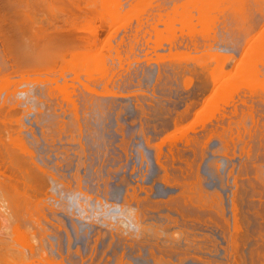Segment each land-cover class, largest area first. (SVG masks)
Here are the masks:
<instances>
[{
	"label": "bare ground",
	"instance_id": "1",
	"mask_svg": "<svg viewBox=\"0 0 264 264\" xmlns=\"http://www.w3.org/2000/svg\"><path fill=\"white\" fill-rule=\"evenodd\" d=\"M84 1L87 2V0H84ZM84 1L83 0H3V2L0 1L2 2L1 7H3L2 8L3 10H1L0 8V13L1 11H4V13L3 12L2 13L4 14V16H7L6 18L2 17L3 14L1 13L2 15L0 17V21L4 20V18L9 19L7 20V23L8 21L10 22V24L8 23L10 26L9 35L12 34L10 36L7 35L8 37L7 38L5 37L6 38L5 41L1 40L2 38L0 37L1 38L0 42L2 41L1 43L3 42L6 43V44L3 43L4 45L3 48L7 49L5 52L13 51L14 55L17 56L15 57L11 53H9L8 55L7 53L6 60L9 59L8 58L9 56L10 58L13 56L12 58L13 60L12 59L8 60L9 62L12 60L11 61L12 64L10 62L11 70L8 69L9 71L6 70L7 68L5 67L7 66V64L9 65V63H6L8 61L6 62H4L5 60L1 61L2 58L0 57L1 58L0 67H2V62L3 64L4 63L6 64V65L4 64L5 66H3L4 69L1 68L2 70H4L3 71L4 73L0 71V74L1 75L3 74L2 76H0V94L5 93L6 95V97L5 95H2L3 98L0 97V99L2 98L1 99L2 102H0V230H1L0 232L1 233V236H0V264H25V262H28V261H25L27 256L25 257L24 255L25 253L31 254V252H32V255L29 254V256L30 257L33 256L31 258L33 262L35 261L33 260L34 257L40 258L39 260L38 258L37 259L34 258L36 259L34 264H36L37 261L40 262V263L37 262L38 264H43L41 259H43L44 257L45 259L46 258L54 259L52 258L53 255H57L58 257H60L59 259L60 263L63 261L62 259H64L65 264H66V261L69 264H141L140 262L142 261L147 264H166V262L167 264H171V263L176 264L171 259L166 260L165 256H169V258L171 257V258L177 259L176 261L177 263H179L181 260L180 257L182 256V254L188 253V250L185 251L186 249L193 250V248H191V245H190L193 242L188 240L189 242H191L189 244L187 239L185 240L184 238L187 236L183 237L184 241L179 240V238L170 239L169 238L170 236L162 237L161 236L162 230H160V228L159 229L154 228L155 225H158L159 222L161 221V217L164 216V215H161L162 212L159 211L160 209L159 210L154 209L155 208L154 204L156 202L157 203L160 202L161 199L160 201L158 199H157L158 201H155L156 199L153 200V197L151 196L152 187H149L150 184L149 186L144 185V182H145L144 180L130 181V179L134 177L132 175L134 171L131 172L130 176L132 175V177L128 179L129 181L124 182L125 189H124V194L122 198L116 201H113L111 198H109L110 194H108L109 192L108 189L110 188L107 187L108 184L106 183L104 184L103 190L100 193L101 195H94V196L91 195L90 196V194H88L82 189L81 187L82 184L80 183L79 180H77L78 182L74 180L75 182L79 183V185L76 184L77 186H75V184L73 185L72 179H71L72 180L71 184L69 185L66 184L67 181L64 180L65 177H63L62 180H64L66 183L59 179L60 177L58 176L59 175L58 172L60 170L71 172V169H72V171L74 170L75 173L79 174V171L81 170L80 167L81 165H83L81 164L80 161L83 162V160L85 159L84 158L83 160H80L81 152H77V151L75 152V150H77L78 148L77 147L78 144H79L78 146L80 150L85 151V149L84 150H82L83 148L81 149V146L83 145H81V142L79 143L78 139L80 138L79 136L82 135L81 133H83L82 126L84 125V123L82 124L81 122L83 121L82 118L83 117L85 118L89 114V111L86 112V109L85 110L83 109L87 115L85 114V116L81 117L82 116L80 114L81 108L79 106L81 105L80 103L82 101L80 99L82 100L85 99L83 100L85 103H86V100H89V99L92 100L93 102L96 96L97 97L102 96L103 98H107V100L108 98H110V100L112 101L111 103L113 102L116 103L117 101L124 102L127 99L134 100L136 99V97L137 99L138 97L143 98L141 99L143 100V102H145L146 100H151L154 102L153 100L154 98H156V100L159 101L157 98L160 99L161 94L165 93V92L161 93L162 92L161 90L163 88L161 89L160 87L163 85L162 83H164L165 85L167 84L165 81L162 82L161 85L159 83V87H160L159 90L157 88L154 89L155 86L153 87V92L155 91L158 94H155L154 92L152 93L153 95H149L146 92H143V93L138 92L140 95L138 96V94L134 90H132L135 92L137 96L136 95L131 96V95H127L124 93L118 94V91L114 92L115 87H117L119 90V88L124 87L125 84H126L125 86L130 84L128 81L127 82L125 81L124 83L123 81L124 75L122 76L121 74L124 71H127V73H129L130 69H133L131 68L133 61L131 63L130 57H133L132 55L135 56V51L137 50H136V46L134 47L133 44L132 45L129 44L128 41H127L128 43H125L126 45L127 44L131 45L128 48H123L124 46L122 47L120 43L118 46H114L113 43L111 42L112 28L115 26L114 29H116V26H117V29H118L119 24H121V26L123 27L124 24H128L131 20L132 21L135 20L138 24V25L136 24L138 28L136 26L137 30L134 29L136 31L135 34L137 35L136 36L134 35L133 37H137L139 34H141L139 32L141 31L140 27L146 26V24L147 26L148 25L150 26L149 22H151V27L149 28L150 30H145L146 33H143L142 35H143V39L147 34L150 36L148 37L149 40H145V41H149L148 42L149 44H146L147 45L146 48L149 46V48L151 49L147 50L146 48H144L145 49L144 51L146 52V54H144L145 55L144 57H146L147 54L150 57L152 55L151 53H154V55H156L155 58H157L156 60L155 58H150L151 62L155 60L154 62L156 64H154L153 62L152 63L157 66L156 69H157L158 75L156 76L157 77L156 81L161 82L162 76H165L166 78H168L165 80L169 82H170L169 79H172V78H173V81L175 80H177V82L179 80L182 81L181 78H185V76L188 75L187 71L190 73L191 70L194 69V68L191 69V64L193 65L192 67H195V66L200 67L198 68V70L195 71V73H197L196 76L198 80V83H197L198 85H196L197 87L195 86L196 88L193 87L192 89L193 91L190 90L191 87L186 92L185 91L182 92V90L179 91L178 90L179 87L178 89L175 88L177 84L174 85L173 81H171V84L174 85L173 86L174 89L172 90H175V89L177 90V91L175 90L176 94L175 93L173 94L172 93L173 91L171 93L173 94V97H175L174 99H176L175 95H177L178 99L176 100L178 101L176 102L178 103H179V98H183L184 95L186 96V97L184 96V98H187L185 101H187L188 97L191 100L190 93L192 95L198 94L201 100H204L205 102L204 104L206 105H203L202 102L200 103L198 102L196 105H194V107L198 108V107L204 106V109L200 112H196L194 108L193 109L194 112L191 111V112L182 113L181 115L183 117H181V119H178V120L176 118L172 119L171 117H166L165 119L167 123L168 122L170 123L171 121L173 122V128L175 129L174 135L177 139L178 138L181 139V137L183 138V141L187 139L185 141L186 143L185 146L190 147L191 144L189 145L190 143L189 140L191 141L194 140L195 142H197V145H195L196 143H194L196 148L193 147L194 145L193 146L191 145L190 147L192 148L191 152L194 153V155L199 154L200 157L206 156L208 153V148L210 146H208L209 144L206 142L208 141L209 138H207L206 140L205 138L209 135V133L210 135H213L211 134V131H212V128L214 129V127L212 128L210 127L211 131L206 133V137L204 136L205 138L202 139L205 142L200 140L199 144L196 139H201L204 134H202V136L199 135V137L197 136L196 139H195V136H194V139H191V136L189 137L187 136L188 130L186 129H188L190 126L195 127L199 125L198 122L203 118L206 119L208 115H209V118H211V115H213L217 111H218L217 113H219L220 109H222V107L228 104L235 94H239L240 91H242L245 88L246 90H248V93L252 101L253 99L257 97H258L257 99H259L260 97V100L263 101L264 103V0H256L257 4L256 2L254 3L256 5V8L254 10L255 12H258L260 16H262V19H261L262 23L259 26H256L253 28L250 27L251 30L245 27L249 29L248 33L246 32V35H245L246 38L244 37L246 39L245 44L247 45V49L246 50L244 49L243 56L242 58H240L239 61H236L235 58L231 56V53L229 52L226 53L227 51L226 48L225 49L219 48L218 46L220 45H218L216 48L213 47L212 43L214 41H217L212 35L213 33H216L213 31L214 30L213 27H215L217 22L219 23L221 17L223 19L226 12L229 11L233 13V10L237 9V7H239L238 9L243 8V7L245 8V5L248 0H186V1L184 0L181 4H176V5L174 4L173 7L170 6L171 7L170 10H168V8L170 7H167L166 9V7L162 5L164 7L163 12H161L163 7L160 8L161 3L159 4V1L161 0H133L132 2L128 0V2H126L125 4L127 5L128 3L129 5V3L130 2L131 3L129 5L130 7H127V9L125 8L126 6H124L123 4L125 0H94L96 3H99V4H96L95 2L93 3V0L92 1L88 0L87 3ZM84 3H86L85 6H84ZM154 3L155 5L158 4L160 6L158 7L159 9H156L158 10V12L156 13H155ZM82 4L84 8H87V10H89L90 8V10L86 11V9H83ZM89 4H92V7ZM98 6L99 8L98 9L96 8V12H93L95 11L93 10V8L98 7ZM100 6H101V9H100ZM192 9L196 10V14H194L195 10L193 12ZM98 10L100 12H98ZM96 13L98 14L99 17H96L97 16ZM82 16L83 18L87 16L86 17L87 19L88 17H90L91 19L89 18L87 20L86 18H84L83 20H81ZM95 17L100 18L99 20L102 23V24L100 23L102 26L105 25L109 28V30H107L109 31V34L105 31L108 34V38L106 35V39H105L106 43H105V46L103 47H101V45L99 47L98 41H100L99 39L101 37L99 36V38L97 39V32L94 30L95 28L93 27L94 25L93 22H95L96 19L95 21H92L93 25L91 24V20H93ZM77 20L78 22H80V20L82 21L80 23L81 25L77 22ZM84 20L86 22V23L84 22L85 24L83 23ZM150 20H153V21H150ZM63 22H64V26H63ZM3 23H6V22H3ZM66 23L70 24V29H68L69 25H66ZM89 23L91 24V26H88ZM122 23L124 24L122 25ZM177 23L181 24L180 29L182 30L183 33L188 35L190 39L189 40L190 43H188L189 42L188 41L185 44H183L184 47L183 46L182 47L185 48V50L183 49L184 51L182 50V47H181L182 51L180 50L179 46L182 44L181 42H179L180 40L178 39L177 41V38H178L177 35L179 34V32L177 35H174L175 31H177V29L179 28L177 26L178 25ZM161 24L164 25V29L160 28ZM9 26L7 27V29H9ZM0 27H1L0 29V36H1L2 35L1 30L4 26L2 27L0 25ZM83 27L87 28L85 30L86 32L84 31L85 28L83 29ZM118 30L116 31L118 32ZM3 31L6 33V31L8 30L6 31L3 30ZM133 32L134 31H132V33ZM243 32H245V30H243ZM5 33L3 34V36H5ZM19 34L23 38L19 37ZM17 35L20 38V40L19 38L15 39ZM101 35H102V32H101ZM152 36H154L153 37L154 39L151 38ZM199 36L200 38H203L202 41L205 40L208 43V41L211 42L213 40V42L211 44L210 43L207 44L206 42H204L205 46L203 45L202 46L205 48L206 52L204 51L205 53L201 54L203 57L202 56L199 57L197 56L198 54H196L195 56H197L199 59H196L194 61L193 58H196L194 54L199 53L201 49L200 48L201 45L199 46V43L201 42L198 41ZM133 37H131V39ZM150 38H151V44L153 41L152 46L150 45ZM134 39L132 40V42L134 41ZM167 41L171 42L169 43L171 46L167 44L168 43ZM135 42L137 41L135 40L134 44ZM165 42H167L166 46L167 45L169 46L168 56H170L171 58L170 60L172 61L168 60L169 57L167 59V56H165L164 52L163 54H161L162 53L161 48L165 46L161 44H164ZM184 42L185 41H183V43ZM223 44L220 47H222ZM144 45L142 44L143 47ZM190 46L192 47L190 48ZM164 48H167V47H164ZM0 55L2 56V53ZM188 56L189 57L192 56L193 58L192 57L189 58ZM149 57L147 56L146 58L149 59ZM164 57H166V59H164ZM186 57H188L189 59H187ZM161 58L164 59L162 60V62L167 60L168 62L170 61L172 64H169L170 62L168 64L167 63L165 64V62H163L164 63L163 64L161 62ZM188 60H192V63ZM149 61L147 62L149 64L147 65L148 67L146 66L143 69L140 68L141 70L139 69L141 65L140 66L137 65L140 71H138L137 67H135L137 69V70L134 69L135 72L136 71L138 72L135 73L133 70L134 75L139 76L138 73H141L142 77H146L147 74H149V77H152L150 72L156 66H154L151 62H150L151 63L150 65ZM117 64L119 65L117 68L118 70H116ZM5 70L7 73H5ZM154 73L155 71L153 72L152 75H154ZM189 75L192 76L194 74L192 73ZM127 76L128 75L125 74V77ZM135 76H133V78ZM186 77H187L186 79H188L186 80V82L187 83L190 82L191 84L192 82L189 81L191 80V77L190 78L189 76H186ZM136 80L138 83L139 82L138 79ZM122 82H123V85H122ZM177 82L175 81V83ZM132 83L133 82H131V84ZM184 83L180 82V84L182 85ZM171 84L170 86H172ZM165 85L163 86L165 87ZM188 86L186 87L185 90H187ZM79 88H82V91H85V92H82ZM167 88L168 86H166L165 89ZM77 89L79 90V94L82 92L81 93L82 95L80 94L81 97L77 93L78 92ZM165 89L163 90L165 91ZM169 90L171 91V88ZM119 92L121 91L119 90ZM44 94L46 95L47 98L50 97L49 99L52 100V102L54 100L55 102L56 101L57 102L56 103L53 102V106H52L51 101L47 103L46 101L47 98H45L46 100L42 98ZM109 96H113V97H109ZM192 97H195V96H192ZM90 100H89V103H92ZM181 100H184V99H181ZM139 101L140 100H138V102ZM189 101H188V104H189ZM99 102H100L99 104H101L102 100H100ZM93 103H98V101L97 102L95 101ZM158 103L154 102L153 104L152 102L150 103V101H148V103L145 104L147 108L146 107L143 108L144 103H142L143 106L142 104H140L141 106L139 105V103L137 104L138 106H136V110H137V113L140 115V119H141V120L139 119L141 123H139L140 122L139 121L138 125L142 126L141 124H144L146 125V128L144 129L142 128L139 131L140 133L138 132L137 136L134 135L135 137H137V139L135 138L137 142L135 139L134 140H135V143H137L139 146H141L139 142L144 144L143 151H147L149 153L151 152V155L153 153L154 163L156 165V170H157L156 179H159L161 183L165 187H167L166 189H171V191L174 192L173 194L169 195L166 201L162 200V203L161 202L160 203L162 205L163 203H165L168 206V207L166 206L168 209L171 208L173 211L176 212V214H179L181 216V219H183L181 221L182 222L181 224L184 225L185 227L188 226V228H190L189 226L193 227L195 226V224L197 226L200 224V225H203L202 227H204L203 229L200 230L202 231L201 233L204 232L203 235L205 234L206 231H211L212 229H213L212 231L215 230L216 233L221 234L220 239H222L223 242L219 243L218 240L216 239L217 240L216 243L218 242V246L214 245L215 243L213 245L210 244V246L211 245L215 246V248L213 247V251L216 252L214 253L215 255L216 254L224 255L225 257L224 259H226L227 261L226 264H264V247H261L258 244L259 241L258 239L255 240L256 238H254L253 241L255 240V242H257L260 248L257 249L256 247V249H252L250 254H248L250 256V261L247 259L249 263L246 261L245 258H242V256H245L244 254L242 256L239 255V249L243 247L242 244L244 242L246 244V240L248 239L250 240V237H248L250 236L248 234L249 230L247 233L243 232L245 234L242 235V230H245V229H242L243 224L245 225L244 227H246V225H248L251 222L250 221L251 216L245 214V211L247 210L245 211L242 210V208L244 207L243 204H245L246 202L249 204H251V202H254V206H252L253 204L250 205L254 208L258 205L257 204L255 206L256 201L252 199L251 196H248L250 193L252 195H254L255 193H258V196L263 195L262 197L260 196L259 197L257 196V197L259 198L258 200L259 203L264 204V174H263L264 168L261 167L262 165L258 166L257 164L256 165L254 164L255 162L254 163L251 162L252 163L251 169L254 170L253 173H254V180H256L255 182H257L256 184L253 182L251 183L248 182L250 181V179H245L243 178V176L241 177V175L244 172L245 174H247L246 172H248L250 168L249 162H243L244 160L243 157H247L245 158L246 160L247 159L250 161L252 160L249 157L251 156V154L248 155V153L250 152L249 149H251L250 146L248 147L246 143L248 149L247 148L245 149V147H243L240 150H238L240 151V153H238V152L233 151L236 145H233L234 148L233 150H231L232 147L230 148L229 146L230 140L229 141L226 140L227 138V139H231L232 141L233 138H228L224 134H223L224 137H220L222 136L220 135V133H217L219 135L214 134L216 136L215 139L218 140L220 144L222 143L221 145L223 148L222 147L221 148L224 149L223 153H220L219 156L225 157L226 161L230 162L231 165H233L237 161L242 162V165H243L241 166V168H239L240 172L242 170L243 173L241 172L242 174L238 176V172H239L238 171L239 169H238L236 172L238 177L233 174V178L231 179L232 182L230 184L226 182L225 188L223 189L221 188L222 190H224L226 194V200L224 202L222 199L223 196L222 195L220 196L218 194L219 192L210 193L204 188V185L201 180L202 176H200L199 174L200 171H198L199 166L196 167V165H194V161L190 162L188 158L184 157L185 150H182L183 146L179 147L178 144L176 145V143L178 142L174 143L175 141H173L174 144L173 143L170 144L169 145L171 146L170 148L167 147V149L169 148V150H167L168 152L166 154L164 152V149L168 145H166L165 148H163L164 145L161 142L155 143L154 138H152L151 136H148V134L150 133L149 132L147 134V131L149 130V128L150 127L154 128L155 125H157L156 123L154 125L152 121V124L154 125V127L152 124L150 126L151 120L154 119V116L156 114L158 115V114H161V112H164V111H161V103L160 104ZM243 103L244 105L246 103L248 104V102H243ZM55 105L59 106V108H57ZM108 105L111 106L110 104ZM96 106L94 105L93 109ZM164 106L165 105H163V107ZM98 107L100 108V111H101V105ZM247 107H249V110L247 113L252 116L250 118H252V121L254 123V116H253V111H252L254 108L253 106H247ZM145 108L148 110H146ZM163 110L165 109L163 108ZM97 111L100 113L99 110ZM98 112L97 114H99ZM91 114L89 116L92 117ZM94 115H96V113ZM152 115H153L152 117L153 119L151 118ZM191 115L195 117L194 119H196L195 121H197L195 122V124L197 123V125H194V123L193 125L189 124L192 122L190 120V122L188 123L189 126L187 125V127L184 129L183 126L185 125V122L187 123V120L191 118L190 117ZM91 117H88V118L90 119ZM220 117L221 118L223 117L222 120H224L225 118L224 115ZM220 117L218 118L216 117V118L221 119ZM158 118H157V121L159 122L160 119ZM229 119L231 120V118ZM242 119H243V116H242ZM85 120L86 119H84V121ZM210 120L207 119V121H210ZM86 121L85 123H87ZM202 121L203 120H201V122ZM154 122H156L155 119H154ZM238 122L242 124L238 120L236 122L237 125H238ZM206 123L207 122H205V124ZM209 123H212V121ZM218 123H215V124L218 125ZM201 124L204 126V123H201ZM221 124H219V126ZM256 125L258 126V123ZM263 125L262 127H264ZM205 128L209 129L207 127ZM84 129L86 131V128ZM222 129L223 127L221 128V130ZM238 129H239V126H238ZM259 129H261V126H259ZM202 130H205V129L202 128ZM215 130H218V129H214V132H216ZM239 130H241V127ZM155 131L157 132L156 129L154 130V132ZM245 131L247 132V130ZM260 133L261 132H259V135ZM262 133H264V130ZM85 134L86 133H84V135ZM250 135H251L250 137L253 139L252 137L253 135L251 134V132H250ZM24 136L28 138L27 141H29L30 144L36 145V148L38 150L41 149L42 156L40 155L41 157L40 156L39 157L42 162V165H44V167L48 165L53 167V170H56V172L58 171L56 173L57 176L54 175L55 174L54 171H53L54 174H51L52 168L49 171L48 170L49 166L48 168L46 167L47 169H44V167L41 168L42 165L39 164L40 162L38 163L37 162L38 160L37 159L35 160V157L38 158V155H39L37 154L36 156L35 153L39 151L32 152L30 148L28 147L30 145H27L28 143L26 141V137L24 138ZM217 136H218V139H217ZM240 137L242 136H239L238 139H241ZM255 137L256 136H254V138ZM83 138L84 137L82 136V138L79 140H82ZM211 138L212 136L210 137V139ZM225 140L226 142H224ZM201 141L203 143H201ZM263 143H264V139L261 144ZM128 145H130V143ZM260 146L261 145L259 144V148H261ZM189 147L187 149L188 151H190ZM262 148L264 150V147ZM138 149L140 150V148L138 147L137 151H135L136 153L139 151ZM209 149H211V147ZM247 150L249 152H247ZM143 151L141 152L139 151L140 156H141V161L139 160L140 165L143 164L142 163L143 161L144 163L146 162L147 164L146 154ZM128 155L129 154H126L127 157ZM83 156L85 157V155ZM183 158L187 160H184ZM191 160H194V159H191ZM206 160L208 161V157L206 158ZM198 161H202V160H200L199 158ZM176 163H179L178 165H175L176 167L179 166L181 163H183V165L187 167L185 168V166H183V168L188 171L187 176H184L183 178H180V179H178L177 177L176 179L175 176L173 178L170 175L169 169L171 167L169 168V164L173 168H175L174 164ZM233 166L234 167L232 168L234 170L235 165ZM215 167H218V166H215ZM179 168H182L181 165L179 166ZM74 171H73V174H75ZM231 171H229V174ZM246 176H248V174ZM249 176L248 178H250ZM68 178L70 177H66V179ZM123 179L124 178H122L121 181H123ZM125 179L127 180V178ZM132 179H135V178H132ZM220 180L222 181L221 177H220ZM228 180L226 179L225 181H228ZM245 181H247L246 184L249 183V185H246ZM152 183H153V179H152ZM221 187H223V185ZM228 190H230L231 192L230 201L228 200L229 198L228 195H230V193L227 192ZM257 197L255 198L254 196L253 198L257 199ZM91 204L97 207L96 209L100 210V211L96 210L97 212H99V215H97V212L96 214H94L95 213V210H94L93 216L91 217L92 215L90 214L91 209L89 208ZM152 205L154 206L153 208H152ZM228 206H230L229 207L230 209L227 210ZM93 207L92 209H95V207L94 208ZM98 207H100V209ZM156 207L159 208V206H156ZM160 207L162 206L160 205ZM225 209L228 212H230V214L232 213L231 214L233 217L232 226H231V218H229L230 216L228 215L229 213L227 214ZM248 209H251V208H249L248 206ZM256 209L258 208H255V210H253L252 208L251 210H253L254 212L256 211V213L260 211ZM74 210L79 212L78 215L80 218L75 217L76 212ZM241 210L243 211V213L240 212ZM262 210H263V215H262V211H261V214L257 213L260 216L262 215L259 218V219L262 218L261 219L262 221L260 220L258 221L259 225L257 227H259V229L263 228L264 226V205H263ZM165 213H168V216L170 215L169 212L165 211ZM240 214H242L243 217ZM257 214L254 215V218L258 217ZM238 215H240V217ZM90 217L93 218L92 221H89ZM94 217L96 218L95 220H94ZM237 217H239V219L243 218L242 224L240 223L242 219L241 221H238ZM165 218L168 219L169 217H165ZM174 219L175 218H173L172 220ZM176 219H175V222H176ZM65 222H68L70 227L65 225ZM78 223L79 225L80 223L82 224L85 223L87 224V226L89 225L90 227V230H89L90 235L87 239L84 240V242L83 240H80V238L78 239L79 235L81 234V233L79 234L80 230L77 227ZM171 224H173V222ZM168 225L170 227V224ZM68 227L72 229V231ZM262 231H264V229H262ZM189 232L185 234L188 235ZM196 232H194V234H196ZM258 232H261V231L259 230ZM257 233H255V235H252V236L253 237L256 236ZM73 234H74V237H73ZM198 234H197V238L200 236V234L199 236ZM262 234H264V232ZM262 234L260 235L259 233L257 234L260 240L262 238L261 236ZM31 235H33V237ZM163 235L166 236L167 234H163ZM192 235H193V232H192ZM190 236L191 235L189 234V237ZM211 236L213 239L216 235L215 236L211 235ZM245 237H246V240H245ZM199 238L201 239V237ZM263 238L262 240H264ZM200 239L199 241L196 240L197 243L198 242L200 243L199 245H201V243L203 242V238L202 240ZM30 240L32 241L34 240L33 241L34 244L30 243L32 242ZM190 240L194 241L195 237H193ZM9 241H12L15 245L20 244V246H23V249L25 250V252H23L22 249L20 250L19 248L16 249L15 251L13 243L11 242L12 243L11 244ZM28 241H29V244H28ZM81 244L83 245L81 246ZM194 245L192 244V247H194ZM240 245L242 246L241 248H240ZM212 246L210 247L211 248L210 250V248L207 245H205L204 247L200 246L198 248L195 245L196 251L194 249V252H193L195 254L192 255V252H190L191 253L190 255L195 257V258L192 257V259L194 258L196 261H198L199 259V262H198L199 264L201 263L210 264V261L208 260L209 256L207 258V255L205 256L203 255V253L205 252V249L203 248L209 249V251L211 252ZM253 246H250V247L253 248ZM255 246H256V243H255ZM5 249L9 251L7 252L5 251ZM209 251H206V252H209ZM5 252L7 253V255H4ZM44 254L47 256H45ZM49 254H53V255L50 256ZM175 255L180 256V257L177 258V256ZM215 255L212 254V257ZM146 256H147V259L145 258ZM23 257H24V260H23ZM183 257L184 255L182 256V258ZM196 257L198 259H196ZM218 257H220V255ZM17 258H20L19 259L20 261ZM185 260L186 259L181 260V261H185ZM44 261L45 260H43V262ZM44 264H47V263L44 262ZM48 264H50V262H48Z\"/></svg>",
	"mask_w": 264,
	"mask_h": 264
},
{
	"label": "rangeland",
	"instance_id": "2",
	"mask_svg": "<svg viewBox=\"0 0 264 264\" xmlns=\"http://www.w3.org/2000/svg\"><path fill=\"white\" fill-rule=\"evenodd\" d=\"M0 1H2L3 2V0H0ZM84 1V0H83ZM92 1V0H91ZM129 1H133V0H129ZM172 1V2H171ZM184 0H161V1H159V4L161 3V7L158 5H155V3H154V5H155V13L156 12H158V10H156V9H159L158 7H160V8H162L163 6L164 7H166V9H167V7H170V6H174V4L176 5V4H181L182 2H183ZM186 1V0H185ZM2 2H0V8H1V10H3L2 8L3 7H1V3ZM84 2H86V1H84ZM87 2H88V0H87ZM86 2V3H87ZM95 1L93 0V3H94ZM100 2V1H99ZM126 2H128V0L126 1H124L123 2V4H124V6H126L125 8L127 9V7H130L129 5H130V3H129V5H128V3H127V5L125 4ZM158 2V1H157ZM256 2V0H248L247 1V3H246V5H245V8L243 7V8H240V9H238L239 7H237V9H238V11H237V9H234L233 10V13L232 12H226V14H225V16L223 17V19H222V17H221V19H220V21H219V23L217 22V24L215 25V27H213V31L214 32H216V33H213L212 35L214 36V38H215V40H217V41H214L213 42V40L210 42V41H208V43H212L213 44V47L214 48H216L218 45H222L223 44V42H224V44H223V46L222 47H220V46H218L219 48H226V53H231V56L232 57H234L235 58V60L236 61H239L240 60V58H242V56H243V53H244V49L246 50L247 49V45L245 44L246 42H245V35H246V32L248 33V31H249V29L251 30V28H253V27H256V26H259L261 23H262V16H260V14L258 13V12H255V8H256V5L254 4ZM86 3H84V6L86 5ZM90 3H92V2H90ZM96 3V2H95ZM168 3V4H167ZM96 4H99V3H96ZM95 4V5H96ZM101 4V3H100ZM172 4V5H171ZM256 4H257V2H256ZM91 7H92V4H89ZM163 5V6H162ZM82 6H83V4H82ZM84 6H83V9H86V11H89L90 10V8H89V10H87V8H84ZM88 6V5H87ZM94 6V5H93ZM157 6V7H156ZM255 6V7H254ZM164 7L162 8V10H161V12H163V9H164ZM252 7V8H251ZM95 8V9H94ZM93 8V10H95V11H93V12H96V8L98 9L99 8V6L98 7H94ZM124 8V7H123ZM82 9V10H83ZM92 9V8H91ZM100 9H101V6H100ZM99 9V10H100ZM171 9V7L170 8H168V10H170ZM98 10V12H100ZM193 10V12H194V10L195 9H192ZM246 10V11H245ZM230 11H232V10H230ZM238 13H237V12ZM4 13V11H1V13ZM153 12H154V10H153ZM0 13V17H1V15L3 14H1ZM83 13H84V11H83ZM87 13V12H86ZM89 14V13H88ZM194 14H196V10H195V12H194ZM246 14V15H245ZM252 14V15H251ZM84 15V14H83ZM93 15V14H92ZM97 15V16H96ZM96 15H94V16H96V17H99L98 16V14L96 13ZM241 16L242 17V15H243V17L241 18V17H239V16ZM2 17H7V16H4V14H3V16ZM87 17V16H86ZM86 17H84V18H86ZM94 18L93 20H91V24H92V21H95V19H96V21L95 22H93L94 23V25H93V27L95 28H93L96 32H97V39L99 38V36L101 37L99 40L101 41H98L99 42V47H100V45H101V47H103V46H105V39H106V35H107V38H108V34H109V31H107V30H109V28L107 27V26H105V25H103V26H105V27H103L101 24V22H100V18ZM227 17V18H226ZM260 17V18H259ZM4 18V20H2V21H0V25L3 27H6V28H2V30H1V40H4L5 41V39L8 37V36H10V35H12V34H10L9 35V30H10V26H9V24H10V22L8 21V23H7V20H9V19H5ZM83 18V16H82V19L81 20H83L84 19ZM90 17H88V19H89ZM93 18V17H92ZM234 18V19H233ZM241 18V19H240ZM87 19V18H86ZM87 19V20H88ZM91 19V18H90ZM72 20V19H71ZM79 20V19H78ZM78 20H77V22H78ZM80 20V22H78L79 24L82 22ZM242 20V21H241ZM150 21H153V20H150ZM2 22V23H1ZM3 22H6V23H3ZM69 22H70V20H69ZM85 22V20L83 21V23ZM86 23V22H85ZM84 23V24H85ZM101 23V24H100ZM131 23V24H130ZM150 23V26L148 27L147 26V24H146V26H142V27H140L141 29V31H139L141 34H139L137 37H133L134 35L136 36L137 34H135L136 33V31L135 30H137L136 29V26L138 25L137 24V22L135 21V20H131L128 24H124V23H122V25L124 24V28L121 26V24H119L118 25V29H120V30H118L117 29V26H116V29H114V27L112 28V30H111V33H112V39H111V42L113 43V45L114 46H118L119 45V43H120V45L123 47V48H128V47H130L132 44L134 45V47L136 46V50L137 51H135V56L134 55H132L133 57H130L131 59H130V61H131V63H132V61H133V63H132V67L131 68H133V69H130V71H129V73H127V71H124L121 75L124 77L123 78V81H124V83H125V81L127 82H129L130 84H128L127 86H125L124 85V87H122V88H119V90L121 91V92H119V90H118V88L117 87H115V90H114V92L115 91H118V94L119 93H124V94H127V95H131V96H134V95H136L135 94V92L138 94V96H140L139 95V93H143V92H146V93H148L149 95H153L152 93H154L153 92V87H154V89L155 88H157L158 90H159V88L161 87V89L163 88V89H165L166 88V86H168V88L167 89H165V91L162 89L161 91V93H163V92H165V93H163V94H161V97H160V99L159 98H157L159 101H157L156 100V98H154L153 100H154V102H160L161 103V111H164V112H161V114H156L155 116H154V119H155V121L156 122H154V119L152 118L153 117V115L151 116V118L153 119V120H151V122H150V126H151V124H152V121H153V123H154V125H155V123L157 124V125H155V127H154V125H153V127L154 128H152V127H150L149 128V130L147 131V134H148V136H151L152 138H154V141H155V143H158V142H161L163 145H164V147L163 148H165V146L166 145H168V146H166V148L164 149V152L167 154V150H169V148L171 147V146H169L170 144H172L173 143V141H175L174 143H176V142H178V143H176V145L178 144V146L179 147H181V146H183L182 147V150H185V154H184V157H186V158H188V160L190 161V162H193L194 161V165H196V167L197 166H199L198 167V171H200L199 172V174H200V176H202L201 178V180H202V183H203V185H204V188L207 190V191H209L210 193L211 192H213V193H218L220 196L222 195L223 196V201L225 202V200H226V194H225V192H224V190H222L223 188H225V185H226V182H228L229 184L232 182V178H233V174L235 175V176H237V174H236V172H237V170L239 169V168H241V166H243L242 165V162H239V161H237L236 163H234L233 165H235V168H234V170H233V168L232 167H234L233 165H231V163L230 162H227L226 161V158L225 157H223V156H219L220 155V153H223V150L224 149H222L223 147H222V143L220 144V142L218 141V140H216L215 138H216V136L214 135V134H216V135H219V134H217V133H220V135H222V136H220V137H224L223 136V134L225 135V136H227L228 138H233V140H235V141H233V143H232V141H231V139H227L226 138V140H230L229 141V146H230V148H231V150H233V148H234V146L233 145H236V147H235V149L233 150V151H235V152H238V153H240V151H238V150H240L241 148H243V147H245V149L247 148V145H248V147L250 146V148L251 149H249L250 150V152L247 150V152H249L248 153V155L249 154H251V156H249L250 157V159H252L251 161L250 160H246L245 158H247V157H243L244 158V160H243V162H249L250 163V168H249V171L248 172H246L247 174H248V176L250 177V178H248V176H246L247 174H245V172L243 173V171L241 170V172L243 173H241L240 172V169L238 170L239 172H238V176H240V174H242L241 175V177L243 176V178H245V179H250V181H248V182H253V183H257V182H255L256 180H254V173H253V169H251V167H252V163L251 162H255L254 164L256 165H258V166H261L262 168H264V150H263V148L262 147H264V143L263 144H261L262 142H263V139H264V133H262L263 132V128L264 127H262V125L264 124L263 122H264V103H263V101H261L260 100V97H259V99H257V98H255V99H253V101H252V99H251V97H250V95H249V93H248V90H246V88L245 89H243L242 91H240V93L239 94H235L234 96H236V97H234L233 96V98L229 101V103L228 104H226L224 107H222V109H220V111H219V113H214L213 115H211V118H209V115L206 117V119L205 118H203V119H201V120H206V121H202L201 122V120L198 122L199 123V125H197V123L195 124V122H197V121H195L196 119H194L195 117L193 116V115H191L190 117L191 118H189L188 120H187V123L185 122V125L183 126V128L185 129L186 127H187V125L189 126V124H192L193 125V123H194V125H197V126H190L188 129H186V130H188V133H187V136L189 137V136H191V139H194V136H195V139H196V137L198 136L199 137V135L200 136H202V134H204L203 135V137L201 138V139H196L197 141H198V144L200 143V140H202L203 138H205L206 137V133H208V132H210L211 131V128L212 127H214V129H218L219 131H221V132H223V133H221V132H219L218 130H215L216 132H214V129L212 128V131H211V134H213V135H210V133H209V137L207 136L206 138H205V140L207 139V138H209L210 139V137L212 136V138L214 139H212L213 140V142H212V140L210 141L209 139H208V141H206L208 144V146H210L211 147V149H209L208 148V153H207V155L206 156H204V157H200L199 156V154H197V155H194V153H192L191 152V149L192 148H190L191 147V145L193 146L194 145V143H196L195 145H197V142H195L194 140H189L190 141V143H189V145H190V147L189 146H185L186 145V143H185V141L187 140L186 138H184V139H186L185 141H183V138L181 137V139L180 138H176L175 137V129L173 128V122L171 121L170 123L168 122H166V117H171L172 119H181V117H183L181 114L182 113H186V112H194V105H196L198 102L200 103V102H202V104L203 105H206V104H204L205 102H204V100H201V98H200V96L197 94V95H195V94H191L190 93V97H191V100L189 99V97H188V100L187 101H185L187 98H184V96H183V98H179V103L178 102H176V101H178V100H176V99H178V97H177V95H175L176 96V99H174L175 97H173V94L175 93L176 94V92H175V90L176 89H178V87H179V91H181L182 90V92H186V91H188V89L190 88V90L191 91H193L192 89H193V87L194 88H196L197 86L196 85H198L197 83H198V80H197V73H195V71L196 70H198V68H200L199 66H195V67H192L193 65L191 64V69H193V70H191V72L195 75V77H194V75H189V74H192L191 72L189 73L188 71H187V74L188 75H186V76H189V78L191 77V80H189V81H191L192 83V85L190 84V82H186V80H188V79H186L187 77L185 76V78H181L182 79V81L181 80H179L180 82H182V83H184L183 85L182 84H180V82L178 83L177 82V80H175L177 83H175V81H173V78L172 79H169L170 80V82L169 81H166L165 79H168V78H166L165 76H162L161 77V82H158V81H156L157 80V75H158V72H157V66L156 65H154V64H156L154 61L157 59V58H155V56L156 55H154V53H151L152 55H154V56H150L149 57V55L147 54L146 55V57L148 56L149 57V59L150 58H155V60H153L152 62L154 63H152L151 62V59H150V61H149V59L148 58H146V57H144L145 55L144 54H146V52L144 51L145 49L144 48H146V44H149L148 42L149 41H145V40H149L148 39V37H150L148 34L144 37V39H143V33H146V31L145 30H150L149 28L151 27V22H149ZM148 23V24H149ZM153 23V22H152ZM250 23V24H249ZM61 24V23H60ZM91 24L89 23V25L88 26H91ZM137 24V25H136ZM178 25V29H177V31H175V33H174V35H177L178 34V32H179V34L177 35L178 36V38H177V41H178V39L180 40L179 42H181L182 44L179 46L180 47V50H181V47L183 46V44H185L186 42H188L190 39H189V37H188V35H186L185 33H183L182 32V30L180 29L181 28V24L180 23H177ZM224 24V25H223ZM66 25H69V27H68V29H70V24L69 23H66ZM81 25V24H80ZM83 25V24H82ZM127 25V26H126ZM235 25V26H234ZM238 25V26H237ZM245 25V26H244ZM248 25H250V26H248ZM252 25V26H251ZM9 26V29H7V27ZM63 26H64V22H63ZM72 26V25H71ZM88 26H87V28H88ZM100 26H101V28H100ZM121 26V27H120ZM126 26V27H125ZM132 26H133V28H132ZM231 26V27H230ZM67 27V26H66ZM128 27V28H127ZM144 27V28H143ZM146 27V28H145ZM245 27H247V28H249V29H247V28H245ZM251 27V28H250ZM81 28H82V26H81ZM85 27H83V29H84ZM87 28H85L84 29V31L87 29ZM97 28V29H96ZM131 30H130V29ZM137 28H138V26H137ZM160 28H163L164 29V25L163 24H161V27ZM216 28V29H215ZM228 28V29H227ZM245 28V29H244ZM0 29H1V27H0ZM104 29V30H103ZM106 29V30H105ZM129 29V30H128ZM135 29V30H134ZM180 29V30H179ZM3 30H8V31H6V33L3 31ZM114 30V31H113ZM116 30H118V32L116 31ZM126 30V31H125ZM128 30V31H127ZM238 30V31H237ZM243 30H245V32H243ZM84 31H82V32H84ZM108 33H106V32ZM113 31V32H112ZM132 31H134L133 33H132ZM241 31H242V33H241ZM80 32V31H79ZM86 32V31H85ZM101 32H102V35H101ZM116 32V33H115ZM183 34H182V33ZM232 32V33H231ZM5 33V36H3V34ZM114 33V34H113ZM180 33H181V35H180ZM238 33V34H237ZM105 34V35H104ZM125 34H127V35H125ZM221 34H222V36H221ZM8 35V36H7ZM114 35V36H113ZM129 35H131V36H129ZM183 35V36H182ZM103 36V37H102ZM176 36V37H177ZM216 36V37H215ZM4 37V38H3ZM6 37V38H5ZM15 37V36H14ZM19 37H21V38H23L20 34H19ZM18 37V35L16 36V38L15 39H17V38H19ZM131 37H133L132 39H131ZM139 37V38H138ZM154 36H152L151 38L152 39H154L153 38ZM184 37V38H183ZM223 37V38H222ZM245 37V38H244ZM129 38V39H128ZM135 38V39H134ZM137 38H138V40H137ZM142 38V39H141ZM147 38V39H146ZM151 38H150V45L152 46V44H153V41H152V44H151ZM188 40H187V39ZM222 38V39H221ZM225 38H227V39H225ZM122 39V40H121ZM134 39V41L136 40L137 42H135V44H134V41L132 42V40ZM140 39H141V41H140ZM184 39H186V40H184ZM198 41H200L201 43H199V46H200V51H199V53H200V55H199V53H195L194 54V56L196 55V54H198L197 56H199V57H201L202 55V53L204 54L206 51H205V48L203 47V46H205L204 44V42H206L207 43V41H202L203 40V38H200V36L198 37ZM19 40H20V38H19ZM130 40V41H129ZM221 40V41H220ZM224 40V41H223ZM122 41V42H121ZM129 42V44H131V45H129V44H125V43H128ZM183 41H185L184 43H183ZM219 41V42H218ZM2 42V41H1ZM0 42V43H1ZM140 42V43H139ZM146 42V43H145ZM168 42V41H167ZM165 42L164 44H161V45H165V46H163V48H161V54H163V52H164V54H165V56H167V59H168V57H169V59L168 60H170L171 58H170V56H168L169 54V51H168V47L169 46H171L169 43H171V42ZM216 42V43H215ZM3 43H5V42H3ZM3 43H1L0 45H1V47L3 48L4 47V45H3ZM138 43V44H137ZM144 43H145V45H144ZM166 43L167 44H169V46L167 45L166 46ZM188 43H190V41L188 42ZM207 43V44H208ZM221 43V44H220ZM243 43V44H242ZM6 44V43H5ZM142 44L144 45V47L142 46ZM217 44V45H216ZM3 45V46H2ZM141 45V46H140ZM187 45V44H186ZM185 45V46H186ZM203 45V46H202ZM0 47V54L2 53V56L0 55V57L2 58V60H1V58H0V60L1 61H3V60H5L4 62H6V61H8V60H10V59H12L13 58V56H15L14 55V52L12 53V52H5L7 49H5V48H1ZM142 49V51H141V49ZM164 47H167V48H164ZM184 47V46H183ZM182 47V50L184 49L185 50V48H183ZM192 46H190V48H191ZM213 48V49H214ZM218 48V49H219ZM140 49V50H139ZM147 50L148 49H151V48H149V46L146 48ZM204 49V50H203ZM212 49V50H213ZM181 50V51H182ZM183 50V51H184ZM187 50V49H186ZM202 51V52H201ZM205 51V52H204ZM234 51V52H233ZM139 52V53H138ZM142 52V53H141ZM7 53H8V55H9V53H11V54H13V56L10 58V56L7 58L8 60H6V55H7ZM138 53V54H137ZM233 53V54H232ZM137 54V55H136ZM143 54V55H142ZM138 56V57H137ZM141 56V57H140ZM164 56V55H163ZM193 56V55H192ZM192 56H190V57H192ZM197 56H195L196 58H193L194 59V61L196 60V59H199ZM15 57H17V56H15ZM161 57H162V55H161ZM189 57V56H188ZM188 57H186L187 59H189ZM203 57V56H202ZM137 59V61H136V59ZM191 58V59H192ZM15 59V58H14ZM140 59V60H139ZM146 59H148V60H146ZM164 59H166V57H164ZM164 59H162L161 58V62H162V60H164ZM13 60V59H12ZM11 60V61H12ZM10 61V62H11ZM146 61V62H145ZM149 61V63L151 62L154 66H156V67H154V69L150 72L151 73V76L153 77H149V74H147L148 75V77H147V75H146V77H142L141 76V73H138V75L139 76H135L134 75V73H133V70L135 69V70H137L138 69V67H137V65L138 66H140L139 67V69L141 68V69H143L144 67H146L147 65H149L147 62ZM158 61V60H157ZM156 61V62H157ZM170 61H172V60H170ZM169 61V62H170ZM188 61H190L191 63H192V60H188ZM10 62L8 61V62H6V63H9V65L7 64V66H5L4 64H3V62H2V67H0V71L2 72V73H4L3 71L4 70H2V69H4V67L3 66H5L6 68V70H8V69H10L11 70V68H10ZM163 62H165V64L167 63H169L167 60H165V61H163ZM162 62V63H163ZM1 63V62H0ZM138 63V64H137ZM151 63H150V65H151ZM11 64H12V62H11ZM135 64V65H134ZM164 64V63H163ZM169 64H172L171 62L169 63ZM144 65V66H143ZM1 66V65H0ZM118 64L116 65V70H118L117 68H118ZM135 67H137V69L135 68ZM148 67V66H147ZM196 67H197V69H196ZM2 68V69H1ZM138 69V71H140ZM6 70H5V73H7L6 72ZM132 70V71H131ZM135 70H134V72H135ZM9 71V70H8ZM138 71H136V72H138ZM155 71V73H154V75H152L153 74V72ZM135 72V73H136ZM157 72V73H156ZM125 74L126 75H130L129 77L127 76V77H125ZM3 75V74H2ZM1 74H0V76H2ZM5 75V74H4ZM133 76H135L134 78H133ZM156 79H155V78ZM193 77V78H192ZM128 78V79H127ZM130 78V79H129ZM131 78H133V79H131ZM139 78H141V79H139ZM143 78V79H142ZM146 78V79H145ZM147 78H148V80H147ZM150 78V79H149ZM136 79H138V83H137V80ZM164 79V80H163ZM185 79V80H184ZM131 80V81H130ZM155 80V81H154ZM163 80V81H162ZM135 81H136V83H135ZM143 82V84H142V82ZM166 82L167 84L165 85L164 83H162V82ZM171 81H173V84L174 85H176L177 84V86H175V90H172V89H174L173 88V84H171ZM131 82H133L132 84H131ZM159 83H160V85H161V83L163 84V85H165V87L163 86H160L159 87ZM134 84H135V86H134ZM169 84V85H168ZM170 84L172 85V86H170ZM187 84V85H186ZM188 84H189V86H188ZM122 85H123V82H122ZM121 85V86H122ZM130 85V86H129ZM139 87H138V86ZM186 85V86H185ZM120 86V87H121ZM184 86V87H183ZM188 86V88H187V90H185L186 89V87ZM196 86V87H195ZM126 87V88H125ZM171 88V91L169 90L170 88ZM184 88V89H183ZM81 91H82V88H79ZM156 89V90H157ZM78 90V89H77ZM132 90H134V91H132ZM142 90V91H141ZM152 90V91H151ZM169 90V91H168ZM245 90V91H244ZM80 91V92H81ZM129 91V92H128ZM167 91V92H166ZM173 91V92H172ZM177 91V90H176ZM244 91V92H243ZM82 92H85V91H82ZM81 92V93H82ZM126 92V93H125ZM131 92V93H130ZM139 92V93H138ZM158 92V91H157ZM169 92V93H168ZM173 94H172V93ZM78 94H79V90H78V92H77ZM80 93V94H81ZM171 93V94H170ZM194 93V92H193ZM246 93H248V94H246ZM79 94V95H80ZM86 94V93H85ZM155 94H158V93H156L155 92ZM166 96H165V95ZM2 95H5V93H1L0 94V97H2L3 98V96ZM82 95V94H81ZM81 95H80V97H81ZM187 95V94H186ZM238 95H240V96H238ZM45 96V97H44ZM44 96L42 97L43 99H45V98H47L46 97V95L44 94ZM137 96V95H136ZM192 96H195V97H192ZM243 96V97H242ZM5 97H6V95H5ZM5 97H4V99H5ZM109 97H113V96H109ZM166 97V98H165ZM169 97V98H168ZM186 97V96H185ZM239 97V98H238ZM1 98V99H2ZM50 97H48L47 98V103L48 102H52V100H50L49 99ZM98 98V99H97ZM103 97L101 96V97H97L96 96V98H92L94 101L93 102H97L98 101V103H93L92 102V100H90L95 106L96 105H98L100 102V100H102V103L101 104H99L98 106H100L101 105V111H100V108L98 107V106H96L94 109L96 110V108H97V110H99L100 111V113L96 110H94L93 109V107H94V105L92 104V103H89V100H86V103L83 101V100H85V99H80L82 102H83V104H82V102L79 104L80 106V114L82 115L81 117H83V116H85V109H86V112H88L89 111V114H88V116H86L85 118L83 117L82 119H83V121H84V119H88L86 122L88 123H85V121L83 122V121H81L82 122V124L84 123V125L82 126L83 127V130H82V132L83 133H81L82 135H80L79 137V139H81L82 138V136L84 137L82 140H79L78 139V141H79V143L81 142V145H83V146H81V149L82 150H84L85 149V151H81L80 150V148H79V144L77 145V150H75V152L77 151V152H81L80 154V156H81V159L80 160H83L84 158V160H83V162L82 161H80L81 162V164H83V165H81V167H80V171H79V174H77V173H75V171H74V173L75 174H77V175H75V174H73V171H72V169H71V172H66V171H62V170H60L59 172H58V176L60 177H58L60 180H62L63 179V177H65L64 178V180L65 181H67V183L64 181V180H62V181H64L66 184H71V181L73 182V185L75 184V186H77L76 184H78L79 185V183H77L78 181L77 180H79L80 181V183L82 184V189L85 191V192H87L88 194H90V196L91 195H101L100 193H101V191L103 190V187H104V184L106 183V184H108V188H110V189H108V194H110L109 196V198H111L113 201H116V200H120L121 198H122V196H123V194H124V182L125 181H129L128 179H130V177H132V175L134 176V177H132V178H135V179H130V181H133V180H135V181H138V180H144L145 182H144V185H147V186H149V184H150V186L149 187H152V190H151V193H152V197H153V200H155V201H160V199H161V203H162V200L164 201H166L167 199H168V197H169V195H171V194H173L174 192H172L171 191V189H166L167 187H165L162 183H161V181L159 180V179H156L157 178V170H156V165H155V163H154V158H153V153H152V155H151V152L149 153V152H147V151H143V148H144V144H142V143H140L139 142V144L141 145V146H139L137 143H135V140L137 139V137H135V136H137V134H138V132L143 128H146V125H144V124H141L142 126H140V125H138L139 123H141V119H140V115L137 113V110H136V106H138L137 104L139 103V105L140 104H142V103H144V106H143V104H142V106H143V108L144 107H146V103H148V101H150V103L152 102L153 104H154V102L153 101H151V100H146L145 102H143V100H141V99H143V98H140V97H138V99H137V97H136V99H127L126 101H124V102H121V101H117L116 103L115 102H113V103H111L112 101L110 100V98H108V100H107V98H103ZM133 98H135V97H133ZM140 98V99H139ZM0 99V102H2V100ZM3 99V100H4ZM48 99H49V101H48ZM105 99V100H104ZM181 99H184V100H181ZM110 100V101H109ZM133 100V101H132ZM138 100H140L139 102H138ZM145 100V99H144ZM181 100V101H180ZM190 100V101H189ZM201 100V101H200ZM234 100V101H233ZM247 100V101H246ZM88 101V102H87ZM104 101V102H103ZM138 103H137V102ZM183 101V102H182ZM187 102V103H185V102ZM188 101H189V104H188ZM258 101H260V102H258ZM54 103H56L55 102V100L53 101ZM53 102H52V106H53ZM108 102V103H107ZM119 102V103H118ZM140 102H142V103H140ZM243 102H248V104L246 103L245 105H244V103ZM253 102V103H252ZM84 103H85V105H84ZM88 103V104H87ZM118 103V104H117ZM136 105H135V104ZM160 103H158V104H160ZM192 103V104H191ZM250 103H251V105H250ZM50 104V103H49ZM108 104H110L111 106H109ZM114 104H115V106H114ZM188 105V106H186V105ZM84 105V106H83ZM91 105H92V107H91ZM103 105V106H102ZM163 105H165L164 107H163ZM192 105V106H191ZM56 106V105H55ZM87 106V107H86ZM141 106V105H140ZM247 106H253V116H254V123H253V121H252V118H250V117H252L250 114H248L247 112H248V110H249V107H247ZM257 106V107H256ZM57 108H59V106H56ZM103 107V108H102ZM110 107V108H109ZM233 107V108H232ZM87 108H89V109H87ZM92 108V109H91ZM147 108V107H146ZM145 108V109H146ZM163 108L165 109V110H163ZM236 108V109H235ZM84 109V110H83ZM107 109V110H106ZM204 109V106H202V107H198V108H195V110H196V112H200V111H202ZM224 109V110H223ZM91 110V111H90ZM92 110H94V111H92ZM105 110V111H104ZM146 110H148V109H146ZM237 110V111H236ZM83 111V112H82ZM136 111V112H135ZM229 111V112H228ZM84 114H82V113ZM92 114H91V113ZM97 112L99 113V114H97ZM109 112V113H108ZM243 112V113H242ZM96 113V115H94ZM117 113V114H116ZM231 113V114H230ZM235 113V114H234ZM92 115V117L91 116H89V115ZM191 114V113H190ZM216 114V115H215ZM87 115V114H86ZM160 115V116H159ZM181 115V116H180ZM224 115V120H222L223 119V117L221 118L220 116H223ZM239 115V116H238ZM117 116H119V117H117ZM158 116H159V118H158ZM175 116V117H174ZM227 116V117H226ZM242 116H243V119H242ZM88 117H91L90 119L88 118ZM155 117H157L158 119H160L159 120V122L157 121V118H155ZM203 117H205V116H203ZM218 117H220L221 119H217ZM237 117V118H236ZM229 118H231V120L229 119ZM140 119V120H139ZM207 119H211L210 121H207ZM241 119V120H240ZM247 119V120H246ZM92 120V121H91ZM190 120L192 121L191 123H189L190 122ZM199 120V119H198ZM240 121L242 124H240L239 122H238V125H237V121ZM243 120V121H242ZM140 121V122H139ZM212 121V123H209V122H211ZM218 121H219V123H218ZM222 121V122H221ZM236 121V122H235ZM139 122V123H138ZM158 122V123H157ZM205 122H207L206 124H205ZM234 122V123H233ZM189 123V124H188ZM201 123H204V126L201 124ZM215 123H218V125H216ZM222 123V124H221ZM230 123V124H229ZM232 123V124H231ZM253 123V124H252ZM258 123V126L256 125ZM261 123H263V124H260ZM87 124V125H86ZM161 124H163V125H161ZM208 124V125H207ZM219 124H221L220 126H219ZM121 127H120V126ZM144 125V126H143ZM225 125V126H224ZM231 125V126H230ZM139 126H140V128H139ZM218 126V127H217ZM235 126H237V127H235ZM238 126H239V129H240V127H241V130H239L238 129ZM244 126V127H243ZM251 126V127H250ZM255 126V127H254ZM259 126H261V129H259ZM264 126V125H263ZM89 127V128H88ZM116 127V128H115ZM205 127H207V128H209V129H206ZM211 127V128H210ZM217 127V128H216ZM223 127V131L221 130V128ZM257 127V128H256ZM84 128H86V131H85V129ZM195 129V130H193V129ZM202 128H204L205 130H202ZM224 128H225V130H224ZM228 130H227V129ZM232 128V129H231ZM254 128V129H253ZM139 129V130H138ZM157 130V132L155 131L154 132V130ZM182 129V128H181ZM238 129V130H237ZM263 129V130H262ZM118 130V131H117ZM122 130V131H121ZM201 130V131H200ZM207 130V131H206ZM236 130V131H235ZM245 130H247V132L245 131ZM240 131V132H239ZM248 131H249V133H248ZM253 131H255V132H253ZM172 132V133H171ZM194 132V133H193ZM213 132V133H212ZM235 132V133H234ZM244 132V133H243ZM250 132H251V134L253 135L252 137H253V139L250 137L251 135H250ZM259 132H261L260 133V135H259ZM84 133H86L85 135H84ZM140 133V132H139ZM164 133V134H163ZM240 133V134H239ZM246 133V134H245ZM171 134V135H170ZM188 134H190V135H188ZM228 134V135H227ZM231 134V135H230ZM238 134H239V136H242V137H240L241 139H238L239 138V136H238ZM135 135V136H134ZM260 137H259V136ZM134 136V137H133ZM205 136V137H204ZM249 136V137H248ZM254 136H256L255 138H254ZM26 136H24V138H25ZM175 137V138H174ZM187 137V138H188ZM193 137V138H192ZM136 138V139H135ZM164 138V139H163ZM165 138H167V139H165ZM235 138V139H234ZM263 138V139H262ZM27 137H26V141H27ZM135 139V140H134ZM180 139V140H179ZM217 139H218V136H217ZM223 139V138H222ZM225 139V138H224ZM244 139H245V141H244ZM262 140V142H261V140ZM162 140V141H161ZM226 140L224 141V142H226ZM239 140V141H238ZM83 141V142H82ZM132 141V142H131ZM203 141V140H202ZM201 141V143H203V142H205V141H203L202 142ZM209 141H210V143H209ZM217 141V142H216ZM247 141V142H246ZM136 142H137V140H136ZM244 142H245V144H244ZM259 142H261V143H259ZM27 145H30V146H28L29 148H30V150L33 152V151H35V152H37V151H39V152H37V153H35V155L37 156V154H39L38 155V158L37 157H35V160L37 159L38 161V163L39 164H41L42 165V162H41V160H40V157L42 156L41 155V149L40 150H38L37 148H36V145H32V144H30V142L29 141H27ZM117 143V144H116ZM130 143V145H128ZM133 143V144H132ZM173 143V144H174ZM193 143V144H192ZM215 143V144H214ZM232 143V144H231ZM246 143H247V145H246ZM85 144V145H84ZM217 144V145H216ZM242 144H243V146H242ZM259 144L261 145L260 147L261 148H259ZM132 145H133V147H132ZM195 145L193 146V147H195ZM221 145V146H220ZM245 145V146H244ZM263 145V146H262ZM31 146H33V147H31ZM35 146V147H34ZM137 146V147H136ZM218 146V147H217ZM140 148V152L141 151H143L145 154H146V161H147V164H146V162L144 163V161L142 162L143 164H141L140 165V162H139V160L141 161V156H140V152L138 151L137 153L135 152V151H137V148ZM167 147H169L168 149H167ZM174 147V146H173ZM172 147V148H173ZM188 147L190 148L189 150L190 151H188L187 149H188ZM222 147V148H221ZM32 148V149H31ZM33 148H35V149H33ZM128 148V149H127ZM131 148V149H130ZM196 148V147H195ZM79 149V150H78ZM220 149V150H219ZM248 149V148H247ZM211 150V151H210ZM259 150V151H258ZM187 151V152H186ZM127 152V153H126ZM84 153V154H83ZM102 153V154H101ZM215 153H217L218 154V156H217V154H215ZM79 154V153H78ZM126 154H129L128 155V157L126 156ZM131 154V155H130ZM137 156H136V155ZM216 155V156H214V155ZM41 155V156H40ZM83 155H85V157L83 156ZM133 155H135V156H133ZM40 156V157H39ZM83 156V157H82ZM140 156V157H139ZM188 156V157H187ZM196 156H197V158H196ZM198 156H199V158H200V160H202V161H198L199 160V158H198ZM210 156V157H209ZM134 157V158H133ZM138 159H137V158ZM190 157V158H189ZM193 157V158H192ZM208 157V161H209V163H208V161L206 160V158ZM130 158H131V160H130ZM133 158V159H132ZM140 158V159H139ZM184 159V158H183ZM191 159H194V160H191ZM184 160H187V159H184ZM256 160V161H255ZM132 161H134V162H132ZM196 162V163H195ZM200 162V163H199ZM214 162H216V163H214ZM256 162H258V163H256ZM262 162V163H261ZM36 163V162H35ZM120 163V164H119ZM170 163V162H169ZM198 163V164H197ZM204 163V164H203ZM213 165H212V164ZM260 163V164H259ZM172 164V163H171ZM179 163H176V164H174V167L175 168H173L170 164H169V173H170V175L174 178V176L176 177V179H177V177H178V179H180V178H183L184 176H187V170L186 169H184L183 168V166H185V165H183V163H181L180 165H181V167L183 168H179V166H175V165H178ZM211 164V165H210ZM216 164V165H215ZM240 164V165H239ZM40 165V166H41ZM238 167H237V166ZM39 166V167H40ZM49 166V165H48ZM48 166H45L44 167V165H42L41 166V168L42 167H44V169H47L48 168ZM85 166V167H84ZM139 166V167H138ZM215 166H218V167H215ZM47 167V168H46ZM83 167V168H82ZM133 167V168H132ZM135 167V168H134ZM213 167V168H212ZM215 167V168H214ZM231 167V168H230ZM52 168V169H51ZM125 168V169H124ZM185 168H187L186 166H185ZM218 168V169H217ZM230 168V169H229ZM50 169H51V174H54V175H56V170H53V167H51V166H49V171H50ZM131 169V170H130ZM216 169V170H215ZM47 170V171H48ZM141 170H143V171H141ZM186 170V171H185ZM228 170V171H227ZM233 172H232V171ZM264 170V169H263ZM48 171V172H49ZM53 171H54V173H53ZM96 171V172H95ZM132 171H134L133 173H132V175L130 176V174H131V172ZM138 171H139V173H140V175H142V176H140L139 175V173H138ZM183 171V172H182ZM229 171H231L230 172V174H229ZM252 171V172H251ZM145 172V173H144ZM68 175H67V174ZM70 173V174H69ZM136 173V174H135ZM144 173V174H143ZM185 173H186V175H185ZM229 174V176H228V174ZM66 176H65V175ZM135 174V175H134ZM227 174V175H226ZM264 174V173H263ZM64 175V176H63ZM70 175V176H69ZM75 175V176H74ZM126 175V176H125ZM137 175V176H136ZM57 176V175H56ZM72 176H74V177H72ZM79 176H80V178H79ZM139 176V177H138ZM228 176V177H227ZM237 176V177H238ZM253 176V177H252ZM66 177H70V178H68V179H66ZM79 179H78V178ZM143 177H144V179H143ZM220 177H221V179H222V181L220 180ZM229 177H230V179H229ZM73 178H75V179H73ZM122 178H124L123 179V181H121L122 180ZM125 178H127V180L125 179ZM142 178V179H141ZM72 179V180H71ZM101 179V180H100ZM109 179V180H108ZM152 179H153V183H152ZM228 180V181H225V180ZM252 179V180H251ZM74 180H76L77 182H75ZM82 180V181H81ZM224 180V181H223ZM86 181V182H85ZM155 181V182H154ZM121 182H123V183H121ZM85 183V184H84ZM221 183H222V185H223V187H221L222 185H221ZM247 183V181H245V184ZM80 184V185H81ZM232 185V184H231ZM246 185H249V183L248 184H246ZM84 187V188H83ZM222 188V189H221ZM86 189V190H85ZM217 191H216V190ZM250 189V188H249ZM168 190V191H167ZM215 191V192H214ZM228 193H230V195H228L229 196V198H228V200L230 201V198H231V192H230V190H228L227 191ZM254 193V192H253ZM155 195V196H154ZM248 196H251L252 197V199H254L256 202H255V206L258 204L259 206H260V208H259V206L257 207H255V208H258V209H256V210H260V211H258L257 213H259V214H261V211H262V215H263V205L264 204H260L259 203V196H258V193H255L254 195H252L251 193L248 195ZM255 196V198L257 197V199H255V198H253ZM263 195H261L260 197H262ZM151 197V198H152ZM248 198H250V197H248ZM158 199V200H157ZM263 199V198H262ZM160 202H158L159 203V205H158V203L156 202L155 204H154V206H155V210L156 209H160L159 211L160 212H164L165 213V211L166 212H169V214L171 215H169L168 216V213H161V215H164L163 217H161V223L159 222V224L158 225H155V229L157 228V229H159L160 228V230H162L161 231V236L162 237H168V236H170L169 238L171 239H176V238H179V240H182V241H184V238H185V240L187 239V241L189 240V241H191V242H193V243H191V242H189V244L191 245V248H193V250L192 249H186L185 251H187L188 250V253H186V254H182V256L184 255V259H186L185 261H181V260H184L183 258H182V256L180 257V256H177V255H175V256H177V258L178 257H180L181 258V260H180V262L179 263H177V259H174V258H169V256H165V259L166 260H169V259H171V260H173V262H175L176 264H199L198 262H199V259L196 257V259H198V261H196L194 258V256H192V255H194L195 253H193L194 252V249H195V245L197 246V248L198 247H200V246H205V245H207L208 247L210 246V244H214V245H216V246H218V242L219 243H222L223 242V240L222 239H220V235L221 234H218V233H216L215 232V230L214 231H206L205 232V234L203 235V233H201L202 231H200L201 229H203L204 227H202L203 225H196L195 224V226H189L190 228H188V226H184V225H182L181 223V221L183 220V219H181V216L179 215V214H176V212L175 211H173L171 208L170 209H168L167 207V205L165 204V203H163V205L160 203ZM258 202V203H257ZM164 204H165V206H164ZM247 204V205H246ZM253 204V205H252ZM160 205L162 206V207H160ZM250 205H252V206H254V202H251V204H249V203H245V204H243V208H242V210L243 211H245V210H247V211H245V214H247V215H249V216H251L250 217V223L248 224V225H246V227H244L245 225L243 224V226H242V229H245V230H247V231H245V230H242V235L243 234H245V233H247L248 232V230H249V232H248V234L250 235V236H248V237H250V240L248 239V240H246V237H245V240H246V244H245V242L242 244V246L240 245V248L241 249H239V255L240 256H242L243 254L246 256H242V258H245L246 259V261L249 263V261H250V256L248 255V254H250V252H251V250L252 249H256V247H257V249L258 248H260V246L261 247H264L263 245H264V240H262V238H263V236H264V234H262L264 231H262V229H264V226H263V228H260L259 229V227H257L258 225H259V220L260 221H262L261 219H259L261 216L259 215V214H257L256 213V211L254 212L253 210H255V208L254 207H252V206H250ZM94 205L93 204H91L90 206H89V208L91 209V211H90V214H92L91 215V217L93 216V213H94V210H95V213L94 214H96V210H98V209H96L97 207H95V209H92V207H93ZM153 205H152V208L154 207ZM156 206H159V208H157ZM167 206V207H166ZM227 206V205H226ZM248 206H249V208H253V210H251V209H248ZM262 206V207H261ZM75 207V206H74ZM93 207V208H94ZM166 207V208H165ZM230 206H228V208H227V210L228 209H230L229 208ZM99 209H100V207H98ZM168 210V211H167ZM170 210V211H169ZM226 209H225V211L227 212V214L230 216H228L229 218H231V226H232V222H233V217H232V213L230 214V212H228ZM240 211L241 213H243V211ZM75 211V210H74ZM74 211H72V212H74ZM98 211H100V210H98ZM76 213V215H75V217H79V212L78 211H75ZM232 212V211H231ZM248 212V213H247ZM252 212H254V213H256L257 214V218H254V215H256V214H254V213H252ZM81 213V212H80ZM175 215V216H173V215ZM244 214V215H245ZM251 214V215H250ZM97 215H99V212H97ZM242 217H243V215L242 214H240ZM240 215H238L239 217H240ZM96 216V215H95ZM178 216V217H177ZM90 217V219H89V221H92L93 220V218H91ZM97 217V216H96ZM99 217V216H98ZM165 217H169L170 219H171V217H172V219L173 218H178V219H176V222H175V219L174 220H170L169 218L167 219V218H165ZM239 217H237L238 218V221H241V219H242V221L240 222L241 224H242V222H243V218H240L239 219ZM80 218V217H79ZM81 218H82V216H81ZM96 218L94 217V220H95ZM256 219H257V221H256ZM88 220V219H87ZM163 221V222H162ZM167 221V222H166ZM171 221V222H170ZM180 221V222H179ZM173 222V224H171ZM176 224H175V223ZM164 223V224H163ZM256 223H258V224H256ZM64 224V223H63ZM166 224V225H165ZM168 224H170V227H169V225ZM181 224V225H180ZM65 225H67V226H69L70 227V225H69V223L68 222H65ZM82 225V226H81ZM160 225H161V227H160ZM178 225V226H177ZM180 225V226H179ZM79 226H81V227H79ZM182 226H183V228H182ZM200 226V227H199ZM205 226V225H204ZM68 227V228H69ZM77 227H78V229L80 230H78L79 231V237H78V239L80 238V240H83V242H84V240L85 239H87L88 237H89V235H90V227H89V225L87 226V224H85V223H80V225H79V223L77 224ZM198 227V228H197ZM207 227V226H206ZM244 227V228H243ZM252 227V228H251ZM191 228H192V230H191ZM209 228V227H208ZM258 232L259 230L261 231V232H258L259 233V235L260 234H262L261 236H262V238H261V240L263 241V243H262V241L260 240V238L257 236V232L254 230V229ZM70 229V228H69ZM178 229V230H177ZM179 229H180V231H179ZM251 229V230H250ZM253 229V230H252ZM257 229H259V230H257ZM71 231H72V229H70ZM200 232H199V231ZM174 231V232H173ZM176 231V232H175ZM178 231H179V233H178ZM184 231V232H183ZM191 233H190V232ZM197 231V232H196ZM0 232H1V230H0ZM187 232H189L188 233V235H186L187 234ZM192 232H193V235H192ZM194 232H196V234H194ZM243 232H245V233H243ZM186 233V234H185ZM200 234V236H199V234ZM255 233H257L256 234V236H252V235H255ZM163 234H167L166 236L165 235H163ZM189 234L192 236H190L189 237ZM197 234H198V236L199 237H201V239L198 237L197 238ZM202 234V235H201ZM206 234H207V236H206ZM247 234V235H248ZM180 235V236H179ZM183 235V236H182ZM209 235V236H208ZM211 235H216L213 239H212V236ZM0 236H1V233H0ZM32 237H33V235H31ZM179 236V237H178ZM184 236H187V237H184ZM260 236V237H261ZM73 237H74V234H73ZM182 239H181V238ZM184 237V238H183ZM193 237H195V240L194 241H192V240H190V239H192ZM258 237V238H257ZM84 238V239H83ZM202 238H203V244L201 243V245H199L200 243L198 242L197 243V241H199V239L200 240H202ZM206 238V239H205ZM254 238H256L255 240H257L258 239V244L260 245H258L257 244V242H255V240L253 241V239ZM32 239V238H31ZM210 239V240H209ZM218 240V242L216 243V241ZM264 239V238H263ZM197 240V241H196ZM205 240H207V241H205ZM222 240V241H221ZM12 241H14V240H12ZM12 241H9L10 243L12 242ZM30 241H32V240H30ZM34 241V240H33ZM33 241L32 242H30V243H32V244H34L33 243ZM196 241V242H195ZM205 241V242H204ZM208 241H210V242H208ZM221 241V242H220ZM206 242H208V243H206ZM8 243V242H7ZM13 243V242H12ZM11 243V244H12ZM255 243H256V246H255ZM263 244V245H261V244ZM5 244V243H4ZM28 244H29V241H28ZM192 244L194 245V247H192ZM6 245V244H5ZM13 245H14V249H15V251H16V249H22V251L23 252H25V250L23 249V246H20V244H17V245H15L14 243H13ZM83 244H81V246H82ZM199 245V246H198ZM211 245V246H212ZM253 246V248H251L250 246ZM4 246V245H3ZM210 246V247H211ZM209 247V248H210ZM213 247L215 248V246H212V251H213ZM190 248V247H189ZM202 248V247H201ZM250 248V249H249ZM203 249H205V252L203 253V255L205 256V255H207V258H208V256H209V258H208V260L210 261V264H226V259H224L225 257H224V255L223 254H214V253H216V252H214L213 251V253H212V251L210 252L209 251V249H206V248H203ZM248 249H249V251H248ZM210 250H211V248H210ZM241 250H242V252H241ZM5 251H7V249H5ZM9 251V250H8ZM7 251V252H8ZM11 251V250H10ZM184 251V250H183ZM184 251V252H185ZM195 251H196V249H195ZM206 251H209V252H206ZM243 251H244V253H243ZM190 252H192V255H190L191 253ZM241 252V253H240ZM18 253V252H17ZM206 253V254H205ZM213 255H215V256H213L212 257V254ZM30 254V253H29ZM29 254H26L25 253V257L27 256V258H26V260L25 261H28V262H30V263H28V262H25V264L26 263H28V264H34V262L36 261V259L38 258H36V257H34V258H36V259H34L33 258V260H35L34 262L32 261V257L33 256H29ZM54 254V253H53ZM53 254H49L50 256H52ZM189 256H188V255ZM4 255H7V253L5 252V254ZM30 255H32V252H31V254ZM34 255V254H33ZM37 255V254H36ZM45 255V254H44ZM43 255V256H44ZM48 255V256H49ZM174 255V254H173ZM187 255V256H186ZM220 255V257H218ZM18 256V255H17ZM35 256V255H34ZM45 256H47V255H45ZM56 256V257H55ZM191 256V257H190ZM203 256V257H204ZM19 257V256H18ZM174 257V256H173ZM192 257H194L193 259H192ZM210 257H212V258H210ZM21 258V257H20ZM20 258H17L18 260L20 259ZM52 258H54V259H48V258H46L45 259V257L43 258V259H41L42 260V263L44 264V262L45 263H47L48 264V262H50V264H65V261H64V259H62L61 261V263H60V261H59V259H60V257H58L57 255H53V257ZM146 259H147V256L145 257ZM144 258V259H145ZM179 258V259H180ZM40 258H38V260H39ZM48 259V260H47ZM57 259V260H56ZM178 259V260H179ZM249 261H248V260ZM23 260H24V257H23ZM43 260H45L44 262H43ZM66 260V259H65ZM20 261V260H19ZM56 261V262H55ZM195 261V262H194ZM214 261H216V262H214ZM31 262H33V263H31ZM38 263H40L39 261H37ZM36 262V264H38ZM53 262V263H52ZM168 262H170V261H168ZM183 262V263H182ZM141 264H147V263H145V262H140ZM201 263V262H200ZM66 264H69V263H67V261H66ZM166 264H167V262H166ZM172 264V263H171ZM201 264H203V263H201Z\"/></svg>",
	"mask_w": 264,
	"mask_h": 264
}]
</instances>
